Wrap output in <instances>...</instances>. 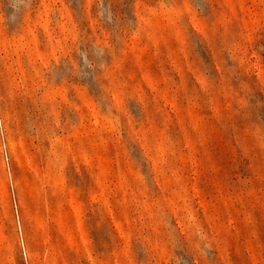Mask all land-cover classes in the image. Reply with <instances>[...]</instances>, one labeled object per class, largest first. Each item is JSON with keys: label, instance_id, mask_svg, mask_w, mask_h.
<instances>
[{"label": "rangeland", "instance_id": "1", "mask_svg": "<svg viewBox=\"0 0 264 264\" xmlns=\"http://www.w3.org/2000/svg\"><path fill=\"white\" fill-rule=\"evenodd\" d=\"M0 264H264V0H0Z\"/></svg>", "mask_w": 264, "mask_h": 264}]
</instances>
